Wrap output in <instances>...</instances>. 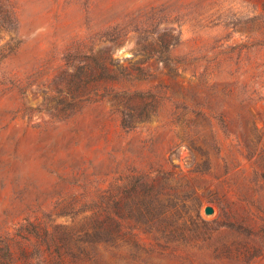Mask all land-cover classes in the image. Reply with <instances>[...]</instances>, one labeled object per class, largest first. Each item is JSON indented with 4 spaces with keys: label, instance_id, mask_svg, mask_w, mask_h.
<instances>
[{
    "label": "rangeland",
    "instance_id": "374dc122",
    "mask_svg": "<svg viewBox=\"0 0 264 264\" xmlns=\"http://www.w3.org/2000/svg\"><path fill=\"white\" fill-rule=\"evenodd\" d=\"M28 222L111 230L80 264H264V0H0V241L42 255Z\"/></svg>",
    "mask_w": 264,
    "mask_h": 264
},
{
    "label": "trees",
    "instance_id": "16d2710c",
    "mask_svg": "<svg viewBox=\"0 0 264 264\" xmlns=\"http://www.w3.org/2000/svg\"><path fill=\"white\" fill-rule=\"evenodd\" d=\"M103 70L106 71L105 68ZM149 99L151 98H143L142 105L139 107L141 114L144 115V121L149 119L147 110V107L150 106ZM136 108L126 107L128 117L134 116ZM123 123L124 126L127 125L125 120ZM157 206V200L153 196L147 200L144 199L140 204V215L148 217L150 221L153 220L154 217H157L155 216ZM106 219L110 221L109 216ZM91 231L98 235L101 233L109 235L111 232V230L103 228L101 224L96 226L94 224L91 229L87 227L78 229L54 227L48 230L42 228L38 223L28 222L20 227L17 236L25 239L26 237L32 238L40 246L42 255L23 246L12 249L9 242L2 240L0 241V264H80L84 257L90 255L88 252L93 251V241L88 240ZM88 247L91 251H87Z\"/></svg>",
    "mask_w": 264,
    "mask_h": 264
},
{
    "label": "water",
    "instance_id": "95a60500",
    "mask_svg": "<svg viewBox=\"0 0 264 264\" xmlns=\"http://www.w3.org/2000/svg\"><path fill=\"white\" fill-rule=\"evenodd\" d=\"M204 213L206 215H211V214H213V209L211 207H206L204 210Z\"/></svg>",
    "mask_w": 264,
    "mask_h": 264
}]
</instances>
